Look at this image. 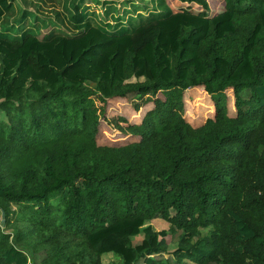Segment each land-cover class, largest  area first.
<instances>
[{"label":"trees","instance_id":"trees-1","mask_svg":"<svg viewBox=\"0 0 264 264\" xmlns=\"http://www.w3.org/2000/svg\"><path fill=\"white\" fill-rule=\"evenodd\" d=\"M116 1L100 9L130 16ZM163 1L131 30L0 34V264H264V0ZM113 103L137 130L118 144Z\"/></svg>","mask_w":264,"mask_h":264},{"label":"rangeland","instance_id":"rangeland-1","mask_svg":"<svg viewBox=\"0 0 264 264\" xmlns=\"http://www.w3.org/2000/svg\"><path fill=\"white\" fill-rule=\"evenodd\" d=\"M12 3V11L5 16L0 22V34L9 35L18 38L23 33H32L42 39L49 34H64V35H77L79 34L86 25H92L99 28H104L106 32H120L124 29H130L131 26L138 22L140 19L145 20L149 18L151 14L165 11L166 6L163 0H133L132 4L129 6L131 9V14L128 17H122L116 15V7H111L109 13L103 12L100 9L99 1L92 0L91 5L84 7V12L86 14V20L81 25L78 26L73 23L72 16V5L75 0H8ZM115 5L119 7V2L114 0ZM99 5V6H98ZM137 6L141 8L140 11L136 12ZM112 12V13H111ZM57 15L55 16V14ZM111 13V14H110ZM110 16H109V15ZM106 17V18H104ZM58 16V17H57ZM131 20H128L130 19ZM107 21V22H106ZM140 21V22H141ZM128 26V27H127ZM130 26V27H129ZM133 28V27H132ZM245 92V91H244ZM246 95V94H245ZM199 105V102H197ZM197 103H192L187 105L186 109L188 114L185 115V119L190 123L203 122L211 116L209 112V100L206 99L203 106H198ZM232 102L229 105V109L232 112ZM116 114L118 116L124 115L128 121L133 119L134 115L132 107L130 104L117 105L109 104L106 108L104 114L106 121V131L110 138L115 140L116 144L120 141L126 139L128 134L132 131L129 127H124L125 125H117L113 120L116 121ZM0 120L5 121V116L0 112ZM138 122L137 119H134ZM124 133V134H121ZM126 137V138H125ZM16 210L15 207H13ZM0 222H3L2 215L0 214ZM156 231L168 228V225H152ZM178 234V233H177ZM177 234L168 237L167 241V252L160 256L163 260H170L173 263L172 253L177 246ZM143 235H138L132 238L133 245H136L141 241ZM45 257L44 252H39L35 258H30L28 261L30 264H40V261ZM103 264H121L118 258L112 257L111 255H105L102 257ZM190 264V263H187Z\"/></svg>","mask_w":264,"mask_h":264},{"label":"built area","instance_id":"built-area-1","mask_svg":"<svg viewBox=\"0 0 264 264\" xmlns=\"http://www.w3.org/2000/svg\"><path fill=\"white\" fill-rule=\"evenodd\" d=\"M28 264H30L29 261H28Z\"/></svg>","mask_w":264,"mask_h":264},{"label":"water","instance_id":"water-1","mask_svg":"<svg viewBox=\"0 0 264 264\" xmlns=\"http://www.w3.org/2000/svg\"><path fill=\"white\" fill-rule=\"evenodd\" d=\"M2 217H3V214H2Z\"/></svg>","mask_w":264,"mask_h":264}]
</instances>
